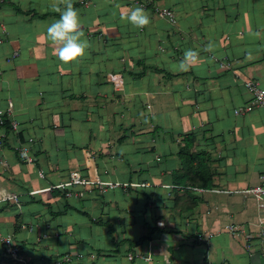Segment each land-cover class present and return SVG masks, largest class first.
<instances>
[{
	"label": "crops",
	"instance_id": "0c3cea01",
	"mask_svg": "<svg viewBox=\"0 0 264 264\" xmlns=\"http://www.w3.org/2000/svg\"><path fill=\"white\" fill-rule=\"evenodd\" d=\"M53 3L0 0V264H264L256 200L225 193L264 180V108L234 114L264 88V0H73L90 47L70 64ZM136 7L146 28L120 18ZM187 49L200 66L176 71ZM200 157L208 188L166 187L200 183ZM75 171L121 185L54 188Z\"/></svg>",
	"mask_w": 264,
	"mask_h": 264
},
{
	"label": "built area",
	"instance_id": "2783aa9c",
	"mask_svg": "<svg viewBox=\"0 0 264 264\" xmlns=\"http://www.w3.org/2000/svg\"><path fill=\"white\" fill-rule=\"evenodd\" d=\"M158 15L162 17H166L170 20V22H174V15L170 10H160L158 11ZM17 53H13L12 57H16ZM243 86L248 90L251 94V99L249 102H247L245 105L238 107L234 110V114H244L251 112L254 108H264V88L259 85L258 82L254 80H247L243 83ZM12 109V102L10 100H7V106H6V112L10 113ZM5 122L4 118V111L0 110V126L3 125ZM12 129L15 130L18 128V122L11 121ZM17 155L19 157V160L21 162L25 163H31L33 162V157L30 155L29 150L27 147L22 146L18 149ZM39 176L41 177L42 174L39 173ZM121 184L118 182H109V181H103L100 179L98 175H82L79 171H75L69 174L68 180L64 182L63 184L54 186V188H64L68 186H83V187H90V188H96L98 190H104L107 188H114ZM169 188H174L176 190L180 191H200V188L197 187H191V186H166ZM225 193L232 194V193H239L242 194L244 197H252L256 200L258 204V215H257V224L260 228L259 232V242L261 245V249L264 253V180L261 178V181L256 186H251L249 188H246L242 191H225ZM81 195V194H79ZM4 200H10L15 204H18V198L14 195H8L3 198ZM230 232L235 233L237 232V229L235 227L229 228ZM3 242L6 245V253L13 261H19L20 257L18 256V249L14 245L13 240L10 236H6L3 238ZM128 258H132L131 256H128ZM60 263L63 264H72V259L70 255L64 254L60 258ZM202 264H213L212 262H204Z\"/></svg>",
	"mask_w": 264,
	"mask_h": 264
},
{
	"label": "clouds",
	"instance_id": "9594fccd",
	"mask_svg": "<svg viewBox=\"0 0 264 264\" xmlns=\"http://www.w3.org/2000/svg\"><path fill=\"white\" fill-rule=\"evenodd\" d=\"M52 10L59 14V19L47 27L46 38L53 45L59 61L64 64L77 62L84 58L90 47L82 29L79 11L73 6V0H54ZM120 18L139 29L146 28L151 23L149 14L141 7L130 9ZM203 50L213 52L214 45L209 42ZM200 63L199 52L187 49L183 53V59L176 64L175 70L190 71L199 67Z\"/></svg>",
	"mask_w": 264,
	"mask_h": 264
},
{
	"label": "trees",
	"instance_id": "16d2710c",
	"mask_svg": "<svg viewBox=\"0 0 264 264\" xmlns=\"http://www.w3.org/2000/svg\"><path fill=\"white\" fill-rule=\"evenodd\" d=\"M198 160H199V156H198V158H197ZM200 160H201V162H203L204 164H203V166H202V164H201V168H200V170H199V172H198V179L200 180V183H196V182H191L192 184L191 185H193V186H191V185H189V184H186L185 186H191V187H202V188H208L209 186H210V182L208 181L209 180V173L207 174V175H205V160H204V158H202V157H200ZM194 185H198V186H194ZM175 186H182V185H175Z\"/></svg>",
	"mask_w": 264,
	"mask_h": 264
}]
</instances>
